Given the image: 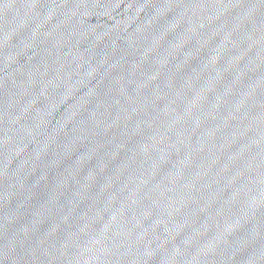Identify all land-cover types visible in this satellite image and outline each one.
I'll return each mask as SVG.
<instances>
[{"label":"water","instance_id":"obj_1","mask_svg":"<svg viewBox=\"0 0 264 264\" xmlns=\"http://www.w3.org/2000/svg\"><path fill=\"white\" fill-rule=\"evenodd\" d=\"M0 264H264V0H0Z\"/></svg>","mask_w":264,"mask_h":264}]
</instances>
